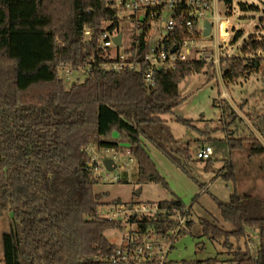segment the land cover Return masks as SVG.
Returning <instances> with one entry per match:
<instances>
[{
	"label": "trees",
	"instance_id": "16d2710c",
	"mask_svg": "<svg viewBox=\"0 0 264 264\" xmlns=\"http://www.w3.org/2000/svg\"><path fill=\"white\" fill-rule=\"evenodd\" d=\"M219 1L232 7L233 0ZM111 2L0 0V219L10 217V228L2 234L3 264H113L104 257L115 254L121 244L112 243L106 233L124 231V223L99 217L105 195L96 191L99 182L90 167L88 147L119 152L115 134L129 144L137 164L132 179L140 186H167L146 143L198 184L192 165L204 162L207 171L212 168V158L203 161L196 156L194 161L189 144L184 146L172 136L166 144L156 133L166 124L163 116L182 104L180 85L203 73L207 64L193 60L174 70H157L155 88L147 86L143 72L105 68L117 60L99 50L102 35L106 30L122 33L120 11ZM185 4L182 10L187 9ZM137 29L141 34L124 52L144 65L150 50L148 20ZM259 52H264V40L248 43L242 58H223L224 83L253 75L264 81V57ZM89 65L91 71L80 75L83 80L68 88L62 72ZM231 109L229 104L223 106L224 113L237 121ZM177 121L193 127L191 121ZM225 127L229 132L228 124ZM225 143L231 154L264 157V145L256 138H230ZM222 177L236 186L230 202L216 199L224 221L234 230L201 219L204 235L212 241L225 239L229 245L230 239L240 241L254 231L259 236L257 252L240 248L231 262L264 264V198L238 190L230 162ZM160 203L186 207L179 199ZM131 222L142 228L153 224L140 216ZM173 224L159 221L157 226L166 231ZM218 262L211 258L179 264Z\"/></svg>",
	"mask_w": 264,
	"mask_h": 264
},
{
	"label": "rangeland",
	"instance_id": "374dc122",
	"mask_svg": "<svg viewBox=\"0 0 264 264\" xmlns=\"http://www.w3.org/2000/svg\"><path fill=\"white\" fill-rule=\"evenodd\" d=\"M215 6L216 3L214 12L229 17L235 29L226 43H217L213 35L202 42L210 47L209 52L213 55L205 62L206 70L188 77L180 85L182 104L172 114L164 115L166 124L156 130L161 141L166 144L169 143L170 136L184 146L189 144L194 161L197 160L198 150L211 146L214 150L211 170H206L204 162L192 165L198 184L153 145L146 143V148L167 186L158 183L140 186L132 179L131 172L136 169L137 164L129 153V144L120 140L119 134H115L114 140L120 141V150L106 155L112 157L117 154V163H123V167H117L113 171L106 170L103 175L107 182L102 179L96 187L98 193L105 195L104 205L98 212L101 218L109 219L113 215V209L119 206L115 202L128 205L133 199L135 203L181 200L190 210V229L179 237L168 255L169 262L175 264L206 261L211 258H217L218 264H233L231 260L240 248L245 250L249 247L255 252L259 246V236L254 231H251L248 238L240 241L230 239L229 245H225V239L212 241L204 235L200 223L201 219H208L218 222L227 231L234 230L232 225L224 221L216 200L230 202L235 192L234 181L222 177L229 162L234 165L238 190L243 194L264 198V157L250 158L247 152L231 154L225 143L230 138H256L264 145V81L260 75H253L237 83L225 84L221 66L225 57L242 58L244 47L251 41L264 40V0H233L232 7H226L222 3L217 6L218 9ZM171 16L172 12L166 10L161 21H167ZM212 17L209 14L207 18L211 23L214 22ZM119 23L123 34L120 51L123 53L142 30L137 29L139 23L136 19H131L130 13L121 14ZM159 24L160 22L155 21L151 23L148 40L153 43L167 36V31ZM215 46H220V51ZM259 56L264 57V52H259ZM67 70L68 68L62 73L64 77L67 76L68 88L75 81L83 80V76H80L83 70L72 72L71 77L67 75ZM226 104L237 115V121L229 113H224L223 106ZM178 119L191 121L193 127L179 123ZM227 124L229 132L224 130ZM125 173H129V178H126ZM138 191H141L140 195H136ZM9 228L10 217L6 215L0 219V264H3L2 234ZM106 236L112 243L122 242V234L118 230L108 231Z\"/></svg>",
	"mask_w": 264,
	"mask_h": 264
},
{
	"label": "built area",
	"instance_id": "2783aa9c",
	"mask_svg": "<svg viewBox=\"0 0 264 264\" xmlns=\"http://www.w3.org/2000/svg\"><path fill=\"white\" fill-rule=\"evenodd\" d=\"M111 1L114 8L120 11V15L130 13L131 19H136L139 27L148 20L150 30L151 23L155 21L160 22L159 25L167 31L165 38L159 39L155 43L149 40L150 50L145 56L144 65L130 60L131 56L120 51L122 46L119 48L114 41L119 33L106 30L102 35L99 50L105 52L110 59L117 60L108 62L105 68L112 71L129 69L143 72L147 86L150 88L156 87L155 72L157 70H174L178 64L193 60L207 62L213 56L209 52L210 47L202 43L208 38L204 36V22L209 14H212L214 21L211 35L216 37L217 43H226L235 29L229 17H223L221 13L214 12V5L216 3L215 7L218 9L219 0ZM183 3H186V10L181 9ZM222 4L224 5V3ZM166 10H170L172 16L167 21H161ZM214 31L216 33H213ZM172 39L176 43L167 44L165 42ZM215 47L220 51V46ZM174 49H176L175 52H173ZM91 68L92 65L86 66L83 72L88 73ZM67 75L69 77L72 75L69 68ZM88 151L91 155L90 167L98 182L102 179L107 182V178L103 175L107 170L104 166V160L111 158L117 163L119 156L115 154L112 157H107L106 154L114 152L111 149L99 150L89 146ZM213 154L214 150L211 146H204L198 151L197 159L207 161L212 158ZM113 212L109 220L119 221L121 219L125 229L119 231L122 234L121 245L117 248L115 254L105 256V260L113 264H175L169 262L168 255L174 248L175 239H178L182 236L181 233L185 234L190 229L188 226L190 210L187 207L179 209L172 206H162L160 202H145L119 205L115 210L113 209ZM133 216L146 218L153 224L142 228L140 224L131 222ZM159 221L164 222L165 225L172 222L174 224L171 228L163 231L157 226Z\"/></svg>",
	"mask_w": 264,
	"mask_h": 264
},
{
	"label": "water",
	"instance_id": "95a60500",
	"mask_svg": "<svg viewBox=\"0 0 264 264\" xmlns=\"http://www.w3.org/2000/svg\"><path fill=\"white\" fill-rule=\"evenodd\" d=\"M213 31V25L209 20H206L204 22V36L205 37H210ZM122 40H123V34L120 33L118 36L114 38V41L116 45L120 48L122 46ZM176 49L173 50L175 52ZM104 166L108 171H113L117 167H123V163H116L114 159L108 158L104 160ZM141 191H138L136 195H140ZM121 221V219H119ZM179 264V263H176Z\"/></svg>",
	"mask_w": 264,
	"mask_h": 264
},
{
	"label": "crops",
	"instance_id": "0c3cea01",
	"mask_svg": "<svg viewBox=\"0 0 264 264\" xmlns=\"http://www.w3.org/2000/svg\"><path fill=\"white\" fill-rule=\"evenodd\" d=\"M219 4H221V2H219ZM219 4H218V7H219ZM2 259H3V252H2L1 262H2Z\"/></svg>",
	"mask_w": 264,
	"mask_h": 264
}]
</instances>
